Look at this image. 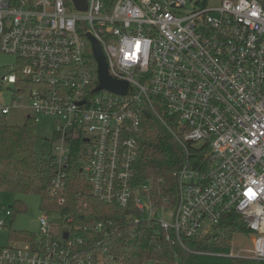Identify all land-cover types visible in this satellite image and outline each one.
I'll return each instance as SVG.
<instances>
[{
  "label": "built area",
  "instance_id": "obj_1",
  "mask_svg": "<svg viewBox=\"0 0 264 264\" xmlns=\"http://www.w3.org/2000/svg\"><path fill=\"white\" fill-rule=\"evenodd\" d=\"M87 1L81 11L73 0H0V50L18 60V72L3 81L30 97L36 122L38 115L55 118L61 141L51 156L50 195L66 201L77 143L80 173L94 195L133 204L139 215L130 221L154 220L167 240L175 236L189 249L183 237L214 232L236 215L246 230L234 237L251 232L252 247L194 252L264 262V0H220L214 7L206 1L188 13L187 0ZM88 33L100 42L110 74L128 82L126 94L96 90ZM23 106L0 104V121ZM146 110L187 155L172 203H156L151 182L135 180V132ZM12 215L0 214V230ZM64 220L42 215L33 240L12 238L0 247V264L114 261L107 246L112 220Z\"/></svg>",
  "mask_w": 264,
  "mask_h": 264
},
{
  "label": "trees",
  "instance_id": "obj_2",
  "mask_svg": "<svg viewBox=\"0 0 264 264\" xmlns=\"http://www.w3.org/2000/svg\"><path fill=\"white\" fill-rule=\"evenodd\" d=\"M87 51L96 75L97 63L90 46ZM35 127L36 121L31 116L27 117L23 125L0 121V191L39 195L44 214L57 213L65 218L64 223L71 218L72 226L112 220L116 229L114 233L112 231L107 246L116 264H264L194 252H230L235 232L246 230L245 224L236 215L224 219L214 232L183 237L189 249L174 242L175 236L172 241L167 240L166 231L154 220L143 219L138 223L130 221L129 215H139L133 204L123 207L117 203L104 202L94 195L92 185L80 173L77 143L68 168L66 201L60 204L57 197L50 195L54 170L51 158L40 156L36 151ZM135 136L138 142V155L134 164L136 182H151L156 203H163L166 197H170L171 203L174 202L176 172L187 158L185 150L149 110L144 112L142 124ZM11 234L12 238H35V234L29 235L24 231H12Z\"/></svg>",
  "mask_w": 264,
  "mask_h": 264
},
{
  "label": "rangeland",
  "instance_id": "obj_3",
  "mask_svg": "<svg viewBox=\"0 0 264 264\" xmlns=\"http://www.w3.org/2000/svg\"><path fill=\"white\" fill-rule=\"evenodd\" d=\"M206 1H208V7L218 6L221 2L220 0H187L188 4L184 7L183 12L188 13ZM10 72H18V60L14 55L0 51V104L11 106L14 100L22 101L25 106L13 109L6 115L5 119L8 124L23 125L26 122L27 116L33 114L32 109L27 106L30 103V97L27 94L19 97L13 91L14 87L3 81V76ZM54 127V117L38 115L35 127L37 134L35 148L40 156L51 158L50 156L56 153V146L61 144L60 139L54 137ZM7 209H12L13 215L9 218V227L0 230V247L13 243L12 231H24L29 235L38 232L36 228L31 227V223L33 220H37L44 215L39 195L19 194L2 190L0 191V214H5ZM50 216L58 217L59 214L54 213ZM144 216L146 217V215ZM163 216L167 219L171 218L168 214ZM159 217L161 216L159 215ZM251 237V232L235 235L232 241L233 251L239 252L240 250L252 247ZM110 264H116V262L111 261Z\"/></svg>",
  "mask_w": 264,
  "mask_h": 264
},
{
  "label": "water",
  "instance_id": "obj_4",
  "mask_svg": "<svg viewBox=\"0 0 264 264\" xmlns=\"http://www.w3.org/2000/svg\"><path fill=\"white\" fill-rule=\"evenodd\" d=\"M73 1L77 9L81 11L87 10L88 8L87 0H73ZM87 37L91 42L92 53L97 63V76H98L99 84L96 87V90L106 89L118 94H123V95L126 94L128 89V82L126 80L117 79L110 74L107 59L105 57L100 42L91 33H88ZM37 226H38L37 220H33L31 223V227L36 228ZM68 235H69L68 232H66L64 234L65 238H67Z\"/></svg>",
  "mask_w": 264,
  "mask_h": 264
},
{
  "label": "crops",
  "instance_id": "obj_5",
  "mask_svg": "<svg viewBox=\"0 0 264 264\" xmlns=\"http://www.w3.org/2000/svg\"><path fill=\"white\" fill-rule=\"evenodd\" d=\"M28 116H30V114H29ZM28 116H27V117H28Z\"/></svg>",
  "mask_w": 264,
  "mask_h": 264
}]
</instances>
